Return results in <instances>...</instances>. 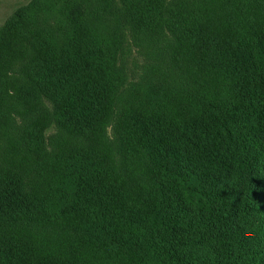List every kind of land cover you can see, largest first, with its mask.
I'll return each instance as SVG.
<instances>
[{
	"label": "trees",
	"instance_id": "obj_1",
	"mask_svg": "<svg viewBox=\"0 0 264 264\" xmlns=\"http://www.w3.org/2000/svg\"><path fill=\"white\" fill-rule=\"evenodd\" d=\"M117 1L131 29L164 34L172 69L152 61L126 84L128 62L77 21L58 44L6 26L0 264H264V0H161L159 16L150 0ZM53 116L83 145L38 142Z\"/></svg>",
	"mask_w": 264,
	"mask_h": 264
},
{
	"label": "rangeland",
	"instance_id": "obj_2",
	"mask_svg": "<svg viewBox=\"0 0 264 264\" xmlns=\"http://www.w3.org/2000/svg\"><path fill=\"white\" fill-rule=\"evenodd\" d=\"M139 1L143 7H145L142 0ZM160 1L161 0H150V4L153 3V11L158 12V16L159 13H161L159 12ZM28 2L31 3L30 7L26 5ZM162 2H164V0ZM192 3H194L192 0H177L175 4L181 8L187 9L188 6L193 5ZM165 4H167V0H165ZM127 5H131V3H127ZM62 10L64 13H62ZM166 10L171 11L172 7L170 6ZM118 13L119 8L117 0H0V42H2V36L7 32L8 27L6 26L9 25L12 32L20 33L24 35V37H28L29 33L30 35L33 33L36 37L38 33L41 34L43 32L46 38H52L58 44L62 35H70V23L77 21L79 25L90 31L91 40H103L115 50L116 61L128 62L130 67L126 65V84H137V82L143 81L146 75L142 68H148V66L152 64V61L165 60L166 65L168 64L167 67L172 69L174 66L173 63L167 62L171 55V45L166 42L164 34L147 33L144 29L140 30L142 26L138 24L135 25V29H131L122 17L117 16ZM11 19H14L12 25L10 24ZM63 21H66L67 24L64 25ZM28 22L30 23V27H25L24 23ZM12 38L15 43L18 44L17 49L19 50L22 46L26 49V54L29 55V43L25 42L23 38L20 39L15 34H13ZM166 43V52L158 49L159 47H155ZM28 60L27 58L21 62H16L17 60H15L16 64L11 70V78L14 80L16 87L24 84L21 72L24 64H26ZM129 68L131 71H128ZM150 69H154V71L157 70L156 67ZM174 70L175 69H173L171 73L172 77L179 86H182L180 74L175 73ZM153 84L154 85L150 89L142 88L137 90L134 97L143 101L154 97L160 87L158 85V80ZM162 85L165 86V84ZM130 86L131 85H129V88ZM131 99L135 100V98ZM16 105H18L16 107L19 110L20 105L17 102ZM118 107H120V103H118ZM54 118V116L51 117L49 125L47 126L48 128L43 131L44 140L38 138V142L41 141L44 146L50 149V152H58L66 149L65 146L69 145V142L75 147L83 145L80 137L75 134L66 133L62 127L60 128L56 124ZM115 119L116 117L114 116L111 120L106 122L107 137L111 140L115 137ZM16 120L20 122L19 124L26 127V122H28L26 116H19ZM0 121L10 124L11 118L5 117L3 121ZM17 125L18 124H16V126ZM9 126L15 129L14 125L10 124ZM18 128L19 129L16 130H21V125H19ZM113 158L115 163L119 162L116 154H113Z\"/></svg>",
	"mask_w": 264,
	"mask_h": 264
}]
</instances>
